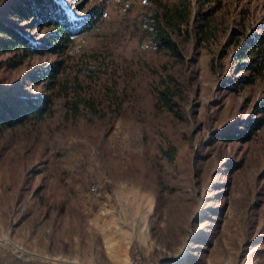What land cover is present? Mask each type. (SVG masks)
I'll use <instances>...</instances> for the list:
<instances>
[{"label": "rangeland", "instance_id": "1", "mask_svg": "<svg viewBox=\"0 0 264 264\" xmlns=\"http://www.w3.org/2000/svg\"><path fill=\"white\" fill-rule=\"evenodd\" d=\"M63 1L93 27L61 56L0 69L9 89L63 62L53 91L20 89L52 94L44 120L0 133V264H264V124L246 131L263 119L264 79L239 61L264 43V0H188V34L172 35L181 60L147 32L177 0ZM76 77L95 111L71 110ZM165 87L176 113L156 105Z\"/></svg>", "mask_w": 264, "mask_h": 264}, {"label": "trees", "instance_id": "2", "mask_svg": "<svg viewBox=\"0 0 264 264\" xmlns=\"http://www.w3.org/2000/svg\"><path fill=\"white\" fill-rule=\"evenodd\" d=\"M0 12L2 13L0 14V56H11L5 62H0V69L4 67L13 69L24 59L33 55H63L73 37L86 33L93 27L94 16H96V14H89L87 17H80L71 12L70 6L63 0H14ZM28 21L30 22L27 26L16 25V22L27 23ZM151 21L154 24L148 27L147 32L155 50L167 52L172 58L181 60V53L172 40V35H179L182 27H186L185 32L188 34L192 21L189 1L177 0L171 6H162L153 14ZM43 28H51L52 31L45 34L42 39H37V34L30 33L34 29L38 31ZM263 46L264 43L260 38L246 43L245 49L248 52L240 53L239 61L249 58L250 60L249 64L241 66V72L249 71L256 74V77L264 79ZM62 67L63 62H55L38 74H28L13 88L0 89V133L44 120L53 106L52 94L25 95L20 89L26 86L24 81L28 79L32 85H45L48 91H53L59 84ZM88 71L92 73L91 70ZM89 72L85 76H91ZM74 80V86L77 88L73 90L77 99L70 103L71 110L77 112L81 106L95 111L93 102L81 98L78 77ZM243 82L249 83V81ZM64 88L67 90L66 86H63L62 90ZM174 98L175 93L170 87H165L157 94L156 105L162 110L176 113L177 104ZM256 112L264 119V97L256 104ZM263 119L255 120L251 125H247L246 131L250 133L259 130L264 124ZM236 137L242 141L247 140L245 136Z\"/></svg>", "mask_w": 264, "mask_h": 264}, {"label": "built area", "instance_id": "3", "mask_svg": "<svg viewBox=\"0 0 264 264\" xmlns=\"http://www.w3.org/2000/svg\"><path fill=\"white\" fill-rule=\"evenodd\" d=\"M45 264H66L65 262L59 261L57 259L50 260V259H45ZM127 264H141L140 263V258L138 255H136L133 258H128Z\"/></svg>", "mask_w": 264, "mask_h": 264}, {"label": "water", "instance_id": "4", "mask_svg": "<svg viewBox=\"0 0 264 264\" xmlns=\"http://www.w3.org/2000/svg\"><path fill=\"white\" fill-rule=\"evenodd\" d=\"M44 259H47V258H44ZM50 260H54V259H50Z\"/></svg>", "mask_w": 264, "mask_h": 264}]
</instances>
